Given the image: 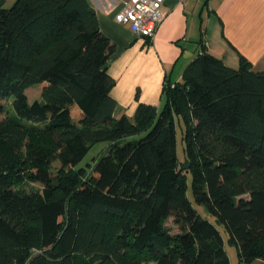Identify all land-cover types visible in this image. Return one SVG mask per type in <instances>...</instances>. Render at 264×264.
Masks as SVG:
<instances>
[{"label": "trees", "instance_id": "1", "mask_svg": "<svg viewBox=\"0 0 264 264\" xmlns=\"http://www.w3.org/2000/svg\"><path fill=\"white\" fill-rule=\"evenodd\" d=\"M115 47L88 0H0V264H230L219 226L264 264V69L203 49L159 108L114 117Z\"/></svg>", "mask_w": 264, "mask_h": 264}, {"label": "crops", "instance_id": "2", "mask_svg": "<svg viewBox=\"0 0 264 264\" xmlns=\"http://www.w3.org/2000/svg\"><path fill=\"white\" fill-rule=\"evenodd\" d=\"M88 1L100 30L116 46L106 62L115 81L114 117H132L139 103L159 108L165 80L180 81L203 49L231 67L243 55L253 70L264 69V0H164V18L150 40L114 19L124 0Z\"/></svg>", "mask_w": 264, "mask_h": 264}, {"label": "rangeland", "instance_id": "3", "mask_svg": "<svg viewBox=\"0 0 264 264\" xmlns=\"http://www.w3.org/2000/svg\"><path fill=\"white\" fill-rule=\"evenodd\" d=\"M39 87L38 85L30 87L29 89L26 90V94L28 96L29 101H33L34 99L39 98L40 92H39ZM9 107V104H8ZM2 117V115H1ZM176 151H177V156L180 160V162H183L185 159L184 156V140H183V133H184V123L181 119H176ZM106 143L105 142H100L94 144L88 151V153L85 155V157L82 159V161L79 163L81 166H85L87 163L92 162V159L96 157L103 149L105 148ZM58 167V163L54 162L53 167H52V173L53 176L55 175L56 169ZM187 180V190L186 194L191 201L192 206L197 210L198 214L202 218H206L212 222H215V217L211 215L204 204L198 203L194 200L193 194H192V187H191V174L190 172L186 176ZM34 186L38 187V183H32ZM165 225L171 230L172 233L177 232L178 228L175 225L173 221L172 216H168L165 220ZM220 231L223 236L224 240V249L226 251V254L228 256L230 264H238V256H237V249L233 243L227 240L228 236L225 233V231L222 229L221 226H219Z\"/></svg>", "mask_w": 264, "mask_h": 264}, {"label": "built area", "instance_id": "4", "mask_svg": "<svg viewBox=\"0 0 264 264\" xmlns=\"http://www.w3.org/2000/svg\"><path fill=\"white\" fill-rule=\"evenodd\" d=\"M163 3L164 0H124L114 19L128 24L136 36L150 40L164 18Z\"/></svg>", "mask_w": 264, "mask_h": 264}, {"label": "water", "instance_id": "5", "mask_svg": "<svg viewBox=\"0 0 264 264\" xmlns=\"http://www.w3.org/2000/svg\"><path fill=\"white\" fill-rule=\"evenodd\" d=\"M183 167L187 168V167H188V165H187V164H184V165H183Z\"/></svg>", "mask_w": 264, "mask_h": 264}]
</instances>
